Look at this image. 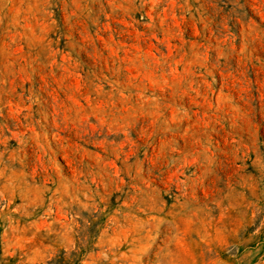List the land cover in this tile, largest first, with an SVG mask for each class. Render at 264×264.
I'll return each mask as SVG.
<instances>
[{
  "label": "rangeland",
  "instance_id": "1",
  "mask_svg": "<svg viewBox=\"0 0 264 264\" xmlns=\"http://www.w3.org/2000/svg\"><path fill=\"white\" fill-rule=\"evenodd\" d=\"M0 264H264V0H0Z\"/></svg>",
  "mask_w": 264,
  "mask_h": 264
}]
</instances>
